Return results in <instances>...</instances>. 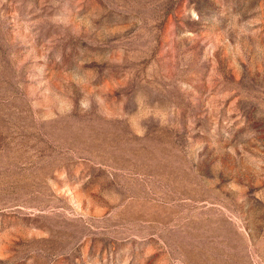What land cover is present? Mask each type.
Masks as SVG:
<instances>
[{
  "label": "rangeland",
  "instance_id": "rangeland-1",
  "mask_svg": "<svg viewBox=\"0 0 264 264\" xmlns=\"http://www.w3.org/2000/svg\"><path fill=\"white\" fill-rule=\"evenodd\" d=\"M0 264H264V0H0Z\"/></svg>",
  "mask_w": 264,
  "mask_h": 264
}]
</instances>
